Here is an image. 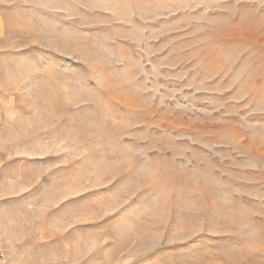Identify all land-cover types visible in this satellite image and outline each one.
I'll list each match as a JSON object with an SVG mask.
<instances>
[{
	"label": "rangeland",
	"instance_id": "374dc122",
	"mask_svg": "<svg viewBox=\"0 0 264 264\" xmlns=\"http://www.w3.org/2000/svg\"><path fill=\"white\" fill-rule=\"evenodd\" d=\"M6 264H264V0H0Z\"/></svg>",
	"mask_w": 264,
	"mask_h": 264
},
{
	"label": "built area",
	"instance_id": "2783aa9c",
	"mask_svg": "<svg viewBox=\"0 0 264 264\" xmlns=\"http://www.w3.org/2000/svg\"><path fill=\"white\" fill-rule=\"evenodd\" d=\"M6 263H7L6 253L4 251L3 245L0 240V264H6Z\"/></svg>",
	"mask_w": 264,
	"mask_h": 264
}]
</instances>
